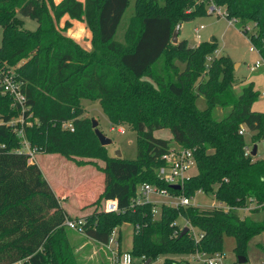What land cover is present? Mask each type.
I'll return each instance as SVG.
<instances>
[{
    "label": "trees",
    "instance_id": "1",
    "mask_svg": "<svg viewBox=\"0 0 264 264\" xmlns=\"http://www.w3.org/2000/svg\"><path fill=\"white\" fill-rule=\"evenodd\" d=\"M128 1L0 0V65L13 68L21 81L31 112L30 124H22L24 136L36 153H77L83 122L78 103L97 100L110 125L133 126L136 156L104 157L98 194L88 203L115 199L119 211L86 217L82 234L104 244L110 231L115 227L120 233L126 221L132 225L131 255L149 262L164 256L162 264H185L171 258L174 254L220 252L224 236L232 237V250L244 256L247 241L264 231V214L253 223L238 212L247 203L264 210V158L244 155V131L252 143L264 137V113L251 109L258 92L252 82L233 91L237 83L229 56L209 58L216 49L212 38L195 46L183 39L170 42L174 24L205 13L202 0H193L195 7L186 5L192 0H134L133 13L116 38ZM214 2L225 8L227 19L250 22L251 30L243 33L264 59V0ZM16 13L33 19L35 29L22 30ZM64 15L89 29L90 50L59 34L55 24ZM168 50L176 52L180 70L165 57ZM198 96L206 102L203 109L195 106ZM215 107L226 111L216 118ZM16 114L10 98L0 92V264H77L62 225L68 215L60 196L38 165L17 151L18 124L9 123ZM64 120H72L73 131L60 128ZM164 128L170 139L153 136ZM171 144L190 148L195 159L196 173L179 192L187 197L209 193L220 206L160 205L154 218L150 203L130 205L139 183L167 188L154 169ZM177 218L196 230L197 239L188 227L179 236Z\"/></svg>",
    "mask_w": 264,
    "mask_h": 264
},
{
    "label": "rangeland",
    "instance_id": "2",
    "mask_svg": "<svg viewBox=\"0 0 264 264\" xmlns=\"http://www.w3.org/2000/svg\"><path fill=\"white\" fill-rule=\"evenodd\" d=\"M161 3V0H156ZM188 7H195L196 3L192 0L186 4ZM196 9V8H195ZM134 10V0H129L128 4L122 14L121 21L115 33L116 38L121 37L122 30L126 24L127 18L133 13ZM146 11V10H145ZM16 17L19 19L18 26L22 30L32 31L36 27V22L26 16H20L16 13ZM238 21L236 19H233ZM232 22L231 24L224 17L215 16L213 14H196L189 20L182 21L180 23L177 40H185L188 46H195L199 41H204L209 38L214 40L216 44L215 51L209 55V58L217 57L219 55H228L231 59V67L236 81V85L233 86V91L239 93L241 88L248 82H252L253 88L258 92L255 101L251 105V109L257 112L264 113V96L261 92L264 91V66L250 71L248 67L253 65L255 61L262 62L263 59L258 52L252 47L248 36L243 33V31H250V22L241 21V23ZM203 27L199 30L200 38L195 39L193 28L198 25ZM176 24H174L173 29ZM71 24L64 26V22L61 20L55 24V28L59 34L70 40H73L71 35H78V29H70ZM77 31V33H76ZM198 42V43H199ZM249 47L252 49L249 50ZM175 51L168 50L165 57L169 61L174 62L176 69L180 70L183 64L177 61L174 57ZM264 60V59H263ZM21 59L16 61L15 65L21 63ZM11 68L7 65H2L1 67ZM29 71V69H28ZM7 102V101H6ZM5 102V103H6ZM195 106L198 109H203L206 106V102L202 96H198L195 101ZM79 107L78 118H82L83 122L81 128L78 131L80 135L78 147L80 149L77 153H35L34 161L40 167L43 177L49 180V182H54L50 177L51 174H55L58 177V182L61 184L52 185L53 191L58 196L66 195L65 200H60V205H63L65 212L70 216L69 218H82L90 216L97 211H105L103 199H99L94 204H89V200L98 194L99 179H102L101 168L104 165V157H115V151H119L120 157L125 159H133L136 156V145L135 137L136 132L133 126L125 122H119L123 127V133H117L115 131H109L110 122L107 120L106 116L102 112L99 104L93 100L81 99ZM225 109L215 107L213 114L216 118H219L225 113ZM19 115L16 114L11 117V121L18 119ZM94 119L97 121V128L105 136L111 139L110 144L99 147L97 140H95L92 135V128L90 125V120ZM262 132L264 133V121L262 126ZM153 136L166 139L170 136V133L166 128L154 130L152 132ZM170 139V138H169ZM244 140L246 147L251 151L252 145L256 146L255 155H252V159H260L264 157V137L258 140H254V143L250 140V132L244 131ZM82 148V149H81ZM34 163V162H33ZM56 166V167H55ZM53 167V168H51ZM51 168V172L50 169ZM192 173H196V168L192 169ZM51 179V180H50ZM72 189V194H69L67 188ZM83 192V194H82ZM80 193V194H79ZM88 193H91L90 195ZM81 197V200H77ZM152 198H160L154 197ZM87 199V200H86ZM189 204L196 206L197 208H206L218 203L214 200L211 194L203 193L201 191H196L191 197L188 198ZM82 202V205L80 203ZM255 207L254 211H250V208ZM241 216H246L253 223L259 222L264 214V210L257 207L253 203H247L245 208H241L238 211ZM67 214V215H68ZM157 217V216H156ZM179 229L182 227H188L191 231L190 235L197 239L196 230L192 228L185 220L182 218H177L175 220ZM120 233L118 236V242L121 250H129L131 247V233L132 225L128 222H122L119 225ZM67 237L71 236L73 233L66 230ZM73 232V231H72ZM70 251L72 252L77 264H109L108 254L104 247L90 242L88 245H84L83 249L76 251L74 246L78 243L76 238L68 239ZM234 245V240L230 236H224L220 252L222 255V264H261L264 262V231L260 232L253 237H251L244 248V257L246 261L237 262V255L232 250ZM83 251L88 252L87 258L83 260ZM195 252V251H193ZM193 252H187L181 255H172L171 258L174 260L184 262V257L192 254ZM164 256H159L157 259L151 262V264H162ZM139 258V256H136ZM187 264V263H185ZM190 264V263H189Z\"/></svg>",
    "mask_w": 264,
    "mask_h": 264
},
{
    "label": "built area",
    "instance_id": "3",
    "mask_svg": "<svg viewBox=\"0 0 264 264\" xmlns=\"http://www.w3.org/2000/svg\"><path fill=\"white\" fill-rule=\"evenodd\" d=\"M205 4V13L213 14L215 16L224 17L229 24L234 22L232 18H226L225 8L216 4L214 0H202ZM203 26L200 24L196 28H193V33L195 39L199 40V30ZM253 47V46H252ZM254 48V47H253ZM252 48L249 47V50ZM262 62L255 61L253 65H250L248 69L253 71L260 66H264V60ZM0 65V92L6 94L10 100L11 104L17 110L19 115L18 119L15 121H9V123L18 126L14 129L15 134L18 137V152H23L27 156L28 163H35L34 154L35 149L31 147L24 136L22 130V124L29 125V117L31 112L29 106L26 105L25 94L21 88V81L17 78L16 73L13 68L1 67ZM264 96V91L261 92ZM60 128L68 131H73L72 120H64L60 122ZM109 131H115L117 133H123V127L121 125H110ZM242 129L238 130L242 133ZM244 155H250V151L247 147L244 148ZM160 164L154 169L155 177L158 181L167 186L161 187L157 184H152L148 182L139 183L134 191V195L130 199V205H139L143 203L151 204V213L154 218L159 215L160 205H170V206H185L189 204L187 196L179 192L182 188L183 182L190 176L194 175L192 169L196 168L195 159L190 148L183 147L181 145L171 144L167 150L160 155ZM169 185H179L178 189H172ZM175 191H178L177 193ZM160 197V198H152ZM220 206V204H217ZM104 209L106 212H117L119 211L115 199L104 200ZM157 216V217H156ZM84 224V219L82 218H69L66 217L63 220L62 225L68 230L74 231L76 233H83L82 226ZM137 227V225H135ZM118 232L114 227L102 247L107 251L109 264H140L144 263L143 256L139 258L133 257L129 250H121L119 242L117 239ZM158 258V257H157ZM156 258V259H157ZM184 263L187 264H222L221 252L205 253L195 251L192 254L184 257ZM13 264H22L21 261H16ZM151 264V262H149Z\"/></svg>",
    "mask_w": 264,
    "mask_h": 264
},
{
    "label": "crops",
    "instance_id": "4",
    "mask_svg": "<svg viewBox=\"0 0 264 264\" xmlns=\"http://www.w3.org/2000/svg\"><path fill=\"white\" fill-rule=\"evenodd\" d=\"M60 0H53V2L54 3H57V2H59ZM79 1H81V0H79ZM62 22H64L65 20H68V22H69V24H71V26H70V29L72 28V29H75V27L78 29V35H71L72 36V38H73V40L81 47V48H83L84 50H90V48H91V32L89 31V29L85 26V24L83 23V22H80V21H76V20H73V19H68L67 18V16L66 15H64L61 19H60ZM180 27V26H179ZM76 33H77V31H76ZM199 42V41H198ZM197 42V43H198ZM197 43H196V45H197ZM93 101H96L97 103H98V101L97 100H93ZM99 104V103H98ZM170 138V136H168V137H166V139H169ZM264 158V157H263ZM35 163H36V161H35ZM39 167V166H38ZM56 167V166H55ZM51 168H53V167H51ZM51 168H49L50 169V172H51ZM39 169H40V167H39ZM41 170V169H40ZM50 177L52 178V180L54 181V182H49V180L48 179H46L45 177V179H46V181H47V183L49 184V186L51 187L53 184L54 185H57V184H61V183H59L58 182V177H56V175L55 174H51L50 173ZM51 180V179H50ZM52 188V187H51ZM52 190H53V188H52ZM67 190L69 191L68 193L69 194H72V189H69V187L67 188ZM60 200H65L66 199V195H63V196H60V198H59ZM60 203H61V201H59ZM62 207H63V205H62ZM67 213V212H66ZM68 214V213H67ZM68 216H70L69 214H68ZM120 230V229H119ZM69 231H71V230H69ZM263 232V231H262ZM71 233H73L71 236H69L68 235V239H69V241H70V239H71V237L72 238H76V240L78 241V243L76 244V246H74V249L76 250V251H78V250H81V249H83V246L84 245H88V244H90V242H94L93 240H91V239H89V238H87V237H85L83 234H81V233H76V232H72L71 231ZM118 236H120L119 235V233H118ZM94 243H96V242H94ZM96 244H99V243H96ZM100 246H102L101 244H99ZM83 253V260H85V258H87V255L89 254L88 252H85V251H83L82 252ZM245 261H246V258H245ZM85 262H86V260H85Z\"/></svg>",
    "mask_w": 264,
    "mask_h": 264
},
{
    "label": "water",
    "instance_id": "5",
    "mask_svg": "<svg viewBox=\"0 0 264 264\" xmlns=\"http://www.w3.org/2000/svg\"><path fill=\"white\" fill-rule=\"evenodd\" d=\"M179 26H180L179 24H176L172 33H171V37H170L171 43L177 42V35H178V31H179ZM208 41H211V38H209ZM90 125H91V128L93 130L94 136L96 137L98 143L101 146H106V145L110 144L111 139L109 137L105 136L101 131H99V129L97 128V121L96 120L91 119ZM255 152H256V146L252 145L251 151H250V156L255 155ZM114 156L117 158L120 157L119 151H115ZM169 187L172 189H178L179 185H169ZM186 231H187V227H185V226L182 227L181 231L179 233V236L183 235ZM236 260H237V262L241 263V262L245 261V257L242 255H237ZM143 264H149V260L146 259V261Z\"/></svg>",
    "mask_w": 264,
    "mask_h": 264
}]
</instances>
